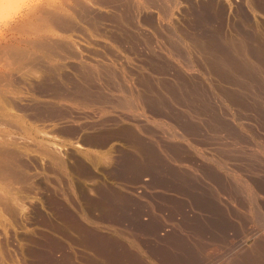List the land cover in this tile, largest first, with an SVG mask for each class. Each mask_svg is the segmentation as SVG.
<instances>
[{
	"label": "rangeland",
	"instance_id": "1",
	"mask_svg": "<svg viewBox=\"0 0 264 264\" xmlns=\"http://www.w3.org/2000/svg\"><path fill=\"white\" fill-rule=\"evenodd\" d=\"M50 1L0 34V264H166L163 253L180 251L195 256L192 264H231L251 255L264 244V192L247 186L264 179V9L255 0H115L98 10L82 0ZM204 1L214 4L208 23L194 17ZM44 7L70 17L71 26L47 27ZM195 38H212L214 52H202ZM18 45L32 54L11 59L9 47ZM223 48L246 51L232 52L244 53L246 74L213 66ZM77 81L107 100L72 98L68 87ZM54 84L68 95L59 97ZM181 123L194 128L184 132ZM111 127L128 134H99ZM90 132L101 136L87 141ZM122 159L155 166L125 169Z\"/></svg>",
	"mask_w": 264,
	"mask_h": 264
},
{
	"label": "bare ground",
	"instance_id": "2",
	"mask_svg": "<svg viewBox=\"0 0 264 264\" xmlns=\"http://www.w3.org/2000/svg\"><path fill=\"white\" fill-rule=\"evenodd\" d=\"M44 1H45V0H38V3H37L36 6L33 8V10L30 12V14H29L24 20H22V21H25V22H26L28 19H30V17H31L33 14H35L36 11H38V10L41 11L40 9H41V7L44 6V5H43ZM51 1H52V0H51ZM51 1H50V2H51ZM53 1H54V0H53ZM80 1H81V0H80ZM114 1H115V0H93L92 2L95 4V5L93 6V4L90 3L91 1L82 0V1H81V4H84V5H86V6L88 5V6L92 7V8H94V9H97V10H98V9H100V8H105V7H109V8H110V7L112 6L111 3H112V2L114 3ZM146 1H147V0H145V2H146ZM159 1H161V0H159ZM159 1L157 2L156 0H155V1L153 0L154 3L156 2V5H157V3L159 4ZM214 1H215V0H214ZM253 1H254V0H253ZM46 2H47V1H46ZM46 2H45V3H46ZM75 2H76V1H75ZM115 2H116V1H115ZM119 2H120V1H119ZM145 2H144V3H145ZM254 2H255L254 4L258 3L257 5H255V7L257 6V9H258L259 7H261V9H264V2H261L260 0H258V2L255 0ZM89 3H90V4H89ZM116 3H117V2H116ZM141 3H142V2H141ZM141 3H140V6H141ZM154 3H153V4H154ZM204 3H205V1H204L203 3H201V4H203V5L200 4V6H201V7H200V10L198 11L197 14L195 13L196 15H195L194 17H195V20H196L197 22H207L208 20H210V18L212 17V15L215 14V12H213V7H212L214 4H212V3L209 1L208 3H210V5H212L211 7H209V6L207 5V4H208L207 2H206L207 4H204ZM46 4H47V3H46ZM76 4H77V3H76ZM167 4H168V3H167ZM53 5H54V4H53ZM142 5H143V4H142ZM146 5L148 6V4H146ZM146 5L143 6V7H146ZM154 5H155V4H154ZM156 5H155V6H156ZM160 5H161V4H160ZM50 6H51V5H50ZM116 6H117V5H116ZM116 6H115V7H116ZM155 6H152V7H155ZM157 6H158V5H157ZM167 6H168V5H167ZM197 6H198V5H197ZM258 6H259V7H258ZM120 7H121V6H120ZM138 7H139V5H138ZM150 7H151V6H150ZM251 7H252V6H251ZM45 8H46V7H44V10L42 11L43 14H42V13H41V14L44 15V18L46 19L45 21L47 22V20H48V22H49V24H47V27H48V25H49V28H50V27H53V28H54V26H57L58 28L67 29V28L69 27V25L71 24V22L69 21L70 17H69V18L66 17V16H67L66 14H65L66 16H64L63 14H61V12L57 11L56 8H55V9H54V8L51 9L50 7H48V8H50V9H45ZM57 8H58V5H57ZM112 8H114V6H113ZM118 8H119V7H118ZM122 8H123V7H122ZM139 8H140V7H139ZM146 8H147V7H146ZM158 8H159V7H158ZM42 9H43V8H42ZM89 9H90V8H89ZM123 9H124V8H123ZM123 9H122V10H123ZM135 9H136V8H135ZM140 9H141V8H140ZM140 9H136V10H135L136 16H138V17L142 16V15H140V13H139V12H140ZM58 10H59V9H58ZM78 10H79V9H78ZM83 10H84V8H83ZM87 10H88V9H87ZM91 10H92V9H91ZM91 10H90V11H91ZM122 10H121V11H122ZM258 10H260V9H258ZM108 11H109V10H108ZM131 11H132V9H131ZM133 11H134V9H133ZM143 11H144V10H143ZM86 12H87V11H86ZM103 12H104V11H103ZM195 12H196V11H195ZM83 13H84V12H83ZM87 13H88V12H87ZM100 13H101V12H100ZM105 13H106V12H105ZM39 14H40V13H39ZM78 14H79V13H78ZM103 14H104V13H103ZM103 14H102V15H103ZM106 14H107V13H106ZM109 14H110V13H109ZM142 14H143V12H142ZM145 14H146V13H145ZM193 14H194V13H193ZM84 15H85V14H84ZM90 15H92V13H91ZM133 15H134V14H133ZM139 15H140V16H139ZM34 16H38V14H36V15H34ZM39 16H40L39 18H42L41 15H39ZM85 16H87V15H85ZM88 16H89V15H88ZM88 16H87V20H88V18L90 17V16H89V17H88ZM104 16H106V15H104ZM148 16H149V15H148ZM214 17H215V15H214ZM90 18L92 19V17H90ZM90 18H89V19H90ZM95 18H96V17H95ZM109 18H110V17H109ZM124 18H125V17H124ZM132 18H133V17H132ZM147 18H148V17H147ZM149 18H151V17L149 16ZM192 18H193V17H192ZM91 19H90V20H91ZM98 19H99V18H98ZM135 19H136V18H135ZM212 19H213V18H212ZM42 20H44V19H42ZM95 20H96V19H95ZM123 20H124V19H123ZM28 21H29V20H28ZM45 21H44V22H45ZM91 21H92V20H91ZM111 21H112V20H111ZM19 22H20V21H19ZM46 22H45V23H46ZM48 22H47V23H48ZM17 23H18V22H17ZM17 23L11 25V26L8 28V30H14V27H16V24H17ZM40 23H41V22H40ZM207 23H208V22H207ZM91 24H92V23H91ZM93 24H94V23H93ZM96 24H97V23H96ZM96 24H95V25H96ZM118 24H119V23H118ZM199 24H203V23H199ZM23 25H24V24H23ZM23 25H22V26H23ZM52 25H53V26H52ZM204 25H206V24H204ZM204 25H202V26L204 27ZM17 26H19V25H17ZM22 26H20V27L23 28ZM70 26H71V25H70ZM123 26H124V25H123ZM198 26H199V25H198ZM206 26H207V25H206ZM26 27H27V26H26ZM45 27H46V26H45ZM57 27H55V28L58 29ZM124 27H125V26H124ZM18 28H19V27H18ZM18 28H16V29H18ZM24 28H25V27H24ZM125 28H126V27H125ZM204 28H205V27H204ZM206 28H208V27H206ZM27 29H28V28H27ZM92 29H93V28H92ZM8 30H7V32H8ZM18 30H19V29H18ZM50 30H51V29H50ZM69 30H70V29H69ZM118 30H119V29H118ZM120 30H121V29H120ZM21 31H22V30H21ZM46 31H47V28H46ZM51 31H52V30H51ZM59 31H60V30H59ZM113 31H114V30H113ZM201 31H202V29H201ZM201 31H200V32H201ZM203 31H206V33H207V30H203ZM7 32H6V33H7ZM13 32H14V31H13ZM64 32H65V31H64ZM106 32H107V31H106ZM116 32H117V31H116ZM211 32H212V31H211ZM14 33H15V32H14ZM14 33H13V34H14ZM51 33H52V32H51ZM117 33H118V32H117ZM45 34H46V32H45ZM47 34H48V33H47ZM112 34H114V32H113ZM124 34H125V30H124ZM188 34H190V33H188ZM196 34H197V33H196ZM201 34H203V33H201ZM214 34H215V33H214ZM6 35H7V34H6ZM192 35H193V34H192ZM197 35H198V34H197ZM215 35H216V34H215ZM11 36H12V35H11ZM13 36H14V35H13ZM15 36H16V35H15ZM123 36H124V35H123ZM194 36H195V35H194ZM199 36H201V35H199ZM202 36H203V35H202ZM202 36H201V39H203ZM204 36H205V35H204ZM210 36L214 37V35H210ZM2 37H3V36H2ZM7 37H8V36H7ZM17 37H18V36H17ZM120 37H121V36H120ZM125 37H126V36H125ZM170 37H172V36H170ZM170 37H169V39H170ZM197 37H198V36H197ZM223 37H224V36H223ZM4 38H5V37H4ZM8 38H9V37H8ZM12 38H13V37H12ZM126 38H127V37H126ZM132 38H133V37H132ZM134 38H135V37H134ZM172 38H173V37H172ZM198 38H199V37H198ZM198 38H195V41H194L193 39H192L191 41H193L194 43H198L197 45H198L199 49H201V50L203 49L202 52H204V51H205V52H208V51H209L210 53H213V52H214V51L212 50L213 48L210 47V46L214 45V43H213L214 41L212 42V40H211L212 38L210 39L211 43H210V41H207V39L205 38L206 40H204V41L207 42L206 44H205V42L201 43L202 40H201V39H198ZM214 38L216 39V36H215ZM244 38H245V37H244ZM6 39H7V38H6ZM6 39H5V40H6ZM121 39H122V38H121ZM130 39H131V38H130ZM215 39H213V40H215ZM55 40H57V39H55ZM137 40H138V39H137ZM170 40H171V39H170ZM34 41H35V40H34ZM45 41H47V40H45ZM57 41H58V40H57ZM133 41H134V40H133ZM0 42H1V41H0ZM41 42H42V41H39V44H40ZM43 42H44V41H43ZM54 42H55V41H54ZM62 42H63V44H64V41H62ZM134 42H135V41H134ZM172 42H173V39H172L171 43H172ZM216 42H217V40H216ZM216 42H215V43H216ZM218 43H219V44H220V43L222 44L221 41L217 42V44H218ZM223 43H225V41H224ZM226 43H227V42H226ZM226 43H225V45H221V44H220L221 47H219V48H222L223 46H226V45H227ZM239 43H240V42H239ZM42 44H43V49H45V48L47 47L46 49L50 48V49H49V51H50V50L53 48V45H51V44L48 45V44H49V41H48V44H47V42H46V45H48L49 47H48V46H45V47H44V45H45V42H44V43H41V44L39 45L40 48H42V47H41ZM58 44H59V43H58ZM129 44H130V43H129ZM200 44H201V45H200ZM219 44H218V46H219ZM228 44H230L229 41H228ZM12 45H13V44H12ZM12 45H10V46H12ZM14 45H16V44H14ZM37 45H38V44H37ZM59 45H60V44H59ZM175 45H177V43H176ZM175 45L172 44L173 48H174ZM230 45H231V44H230ZM235 45H236V43H235ZM172 46H170V47H172ZM179 46H180V45H179ZM240 46H241V44H240ZM242 46H243V44H242ZM246 46L248 47V45H247V44L245 45V43H244L243 48H244V47L246 48ZM259 46H260V45H259ZM51 47H52V48H51ZM200 47H201V48H200ZM226 47H227V46H226ZM228 47L231 48L232 45H231V46L228 45ZM237 47H238L239 49L242 48V47H239V45H238ZM262 47H264V46H262ZM9 48H10V52H9L10 54H9V55H10L11 59H12V58H14V59H19L20 56H24V57H25L27 54L30 55V53H31V51H29L28 49H26V50L28 51V52H27L25 49L20 48L19 45H18L17 47H16V46L14 47V50H15V51H14V50L11 51V47H9ZM15 48H18V50H19V48H20V50H22V51H20V50L17 51ZM54 48H55V47H54ZM175 48L177 49L176 46H175ZM219 48H218V49H219ZM229 48H226V50H224V48H223L224 51H222L221 54L219 53V52L221 51V49H220L218 52L216 51V52H217L216 54L214 53V54L217 55V56H218V53H219L220 55H219L218 58L215 57V55H214L213 58H215V59H213V58H212L213 60L211 59L212 61H214L213 66L216 67V68H220V69H222V68H221V66H222V67H224V69H228V71H229L230 69H232L233 72H238V69L241 70V71H243V73L247 72V70H248V68H247L248 65H247V64H249V63H247L248 61L246 62V64H245V62H242V61H241V60L243 59V58L241 59V57H243L242 55H243L244 53H243L241 56L237 55V58L240 57L239 60H237V58L235 57L236 55H234L235 53L233 54L234 56L232 55V52L235 51V50L233 49V51L227 52V49H229ZM232 48H233V47H232ZM232 48H231V49H232ZM234 48H235V47H234ZM238 48H237V49H238ZM243 48H242V49H243ZM253 48H254V47H253ZM43 49H42V50H43ZM179 49H180V48H179ZM179 49H178V50H179ZM210 49H211V51H210ZM218 49H216V50H218ZM242 49H241V51H242ZM248 49H249V48H248ZM257 49H258V48H257ZM24 50H25V51H24ZM69 50H70V49H69ZM73 50H74V49H73ZM174 50H175V49H174ZM214 50H215V49H214ZM229 50H230V49H229ZM8 51H9V50H8ZM46 51H47V50H46ZM61 51H62V50H61ZM170 51H171V49H170ZM175 51H176V50H175ZM212 51H213V52H212ZM239 51H240V50H239ZM239 51H235V52H236V53L238 52V54H239ZM241 51H240V53H241ZM250 51H251V50H250ZM258 51H259V50H258ZM4 52H5V51H4ZM11 52H13V54H12ZM52 52H53V51H52ZM173 52H174V51H173ZM209 52H208V53H209ZM242 52H246V51L244 50V51H242ZM248 52H249V51H248ZM260 52H261V51H260ZM25 53H26V55H25ZM47 53H48V52H47ZM70 53H71V52H70ZM154 53H155V52H154ZM210 53H209V54H210ZM230 53H231V54H230ZM258 53H259V52H258ZM7 54H8V52H7ZM11 54H12V56L14 55V57H12ZM31 54H32V53H31ZM73 54H75V53L73 52ZM76 54H77V53H76ZM76 54H75V55H76ZM201 54H202V53H201ZM203 54H205V53H203ZM206 54H207V53H206ZM259 54H260V53H259ZM29 55H28V56H29ZM48 55H49V54H48ZM51 55H52V54H51ZM75 55H74V56H75ZM151 55H152V54H151ZM187 55H188V54H187ZM194 55H195V54H194ZM71 56H73V55H71ZM76 56H77V55H76ZM78 56H79V55H78ZM205 56H206V55H205ZM205 56H204V57H205ZM209 56H210V55H209ZM238 56H239V57H238ZM255 56H256V55H255ZM16 57H17V58H16ZM26 57H27V56H26ZM26 57H25V58H26ZM29 57H30V56H29ZM40 57H41V56H40ZM48 57H49V56H48ZM158 57H159V56H158ZM206 57H207V56H206ZM258 57H259V56H258ZM262 57H264V54H262V52H261L260 58H262ZM20 58H23V57H20ZM27 58H28V57H27ZM36 58H37V56H36ZM208 58H209V57H208ZM23 59H24V58H23ZM209 59H210V58H209ZM240 59H241V60H240ZM262 59H264V58H262ZM262 59H261V62H264V61H262ZM26 60H27V59H26ZM34 60H35V58H34ZM152 60H153V59H152ZM245 60H246V59H244L243 61H245ZM257 60H258V59H257ZM20 61H21V60H20ZM155 61H156V60H155ZM206 61H207V60H206ZM258 61H259V60H258ZM17 62L19 63V61H17ZM149 62H150V61H149ZM209 62H210V61H209ZM261 62H260V63H261ZM11 63H12V62H11ZM13 63H14V62H13ZM161 63H162V62H161ZM161 63H160V64H161ZM210 63H211V62H210ZM16 64H17V63H16ZM79 64H80V63H79ZM89 64H90V63H89ZM250 64H252V63H250ZM255 64H256V63H255ZM33 65H34V64H33ZM86 65H87V64H86ZM90 65L93 66L94 63H93V65H92V64H90ZM158 65H159V64H156V67H157ZM91 66H90V67H86V68L91 69ZM255 66H256V65H255ZM257 66H258V65H257ZM257 66H256V67H257ZM43 67H44V65H43ZM48 67H49V66H48ZM158 67H159V66H158ZM161 67H162L161 69H164V68H165V67L163 66V64H162ZM163 67H164V68H163ZM50 68H52V67H50ZM53 68H54V67H53ZM78 68H79V67H78ZM82 68H83V67H82ZM106 68H107V67H106ZM110 68H111V67H110ZM57 69H58V68H57ZM79 69H80V68H79ZM96 69H97V68H96ZM102 69H103V67H102ZM224 69H223V71H225ZM234 69L237 70V71H234ZM59 70H60V69H59ZM100 70H101V69H100ZM109 70H110V69H109ZM251 70H252V68H251ZM49 71H51V69H50ZM52 71H53V70H52ZM111 71H112V70H111ZM253 71H254V69H253ZM47 72H48V71H47ZM75 72H76V71H75ZM84 72H85V70L82 71V73H83V77H84V75H86V74H84ZM91 72H92V70H91ZM218 72H219V71H218ZM221 72H222V71H221ZM77 73H78V72H77ZM80 73H81V72H80ZM85 73H86V72H85ZM87 73H88V72H87ZM89 73H90V72H89ZM89 73H88V74H89ZM115 73H116V72H115ZM225 73L227 74L228 72L225 71ZM225 73L222 72V74H220V73H219V74H220V75H223V74H224L223 76H225V77L227 78V76H226ZM229 73L233 74L231 71H229ZM239 73H240V71H239ZM239 73H238V74H239ZM243 73L241 72V75H243ZM252 73H253V72H252ZM1 74H2V73H1ZM1 74H0V76H1ZM48 74H50V73H48ZM51 74H53V72H52ZM54 74H55V73H54ZM58 74H59V73H58ZM88 74H87V75H88ZM105 74H106V73H105ZM245 74H246V73H245ZM10 75H11V74H10ZM64 75H65V74H64ZM71 75H72V74H71ZM77 75H78V74H77ZM79 75H80V74H79ZM89 75L91 76V74H89ZM235 75H236V74H234V76H235ZM239 75H240V74H239ZM247 75H248V74H247ZM8 76H9V74H8ZM81 76H82V75H81ZM256 76H257V75H256ZM44 77H45V76H44ZM65 77H66V76H65ZM83 77H82V78H83ZM85 77H87V76H85ZM85 77H84V78H85ZM88 77H89V76H88ZM225 77H223V78H225ZM232 77H233V76H232ZM244 77H245V76H244ZM247 77H248V76H247ZM247 77H246V78H247ZM251 77H252V76H251ZM254 77H255V76H254ZM254 77H252V79H251L252 81H251V82H255L254 80H255L256 77H255V78H254ZM11 78H12V77H11ZM71 78H73V77H71ZM82 78H81V79H82ZM90 78H91V77H90ZM90 78H89V79H86V81L92 79V78H91V79H90ZM93 78H95V77L93 76ZM246 78H245V79H246ZM249 78H250V76H249ZM253 78H254V80H253ZM1 79H2V78H1ZM61 79H62V78H61ZM242 79H243V77H242ZM245 79H243V81H244ZM42 80H43V79H42ZM55 80H56V79H55ZM96 80H97V79H96ZM96 80H91L93 85H95L94 83H96ZM146 80H147V79H146ZM226 80H227V79H226ZM236 80H237V79H236ZM236 80H235V81H236ZM238 80H239V79H238ZM238 80H237V81H238ZM247 80H248V78H247ZM247 80L244 81V82H247V83H248ZM259 80H260V78L257 79V83L260 82ZM40 81H41V80H40ZM66 81H67V80H66ZM80 81H81V80H80ZM93 81H95V82H93ZM261 81H262V80H261ZM2 82H3V81H2ZM5 82H6V81H5ZM52 82H53V81H52ZM81 82H82V81H81ZM83 82H84V81H83ZM161 82H162V81H161ZM179 82H180V81H179ZM41 83H42V82H41ZM43 83H44V82H43ZM45 83H46V82H45ZM55 83H56V82H55ZM58 83H59V82H58ZM60 83H61V82H60ZM88 83H90V81H89ZM181 83H182V82H181ZM247 83H246V84H247ZM257 83H256V85H258ZM260 83H261V82H260ZM5 84H6V83H5ZM46 84H47V83H46ZM61 84H62V83H61ZM63 84H64V83H63ZM77 84H79L78 81H77ZM80 84H82V83H80ZM80 84H79V85H80ZM92 84L90 83V85H92ZM145 84H146V83H145ZM179 84H180V83H179ZM185 84H186V83H185ZM249 84H250V80H249ZM262 84H264V82H262ZM262 84H261V85H262ZM33 85H34V84H33ZM54 85H55V84H54ZM90 85H88V86H86V85H85V86H84V85H80V86H78V85H76V83H75V85H71V86H70V85H67V86H70V87H68V89H70V92H71V94H72V96H71L72 98H73V96H76V99H77L78 97H79V98L82 97V99H83V98H87V99H88V98L95 99V97H96L97 99L101 100V99H100L101 96H100V98L98 97V96L100 95L99 93H101V92H100L101 90H100V91H97V94H99V95L97 96L96 92H93V91L90 89ZM153 85H154V84H153ZM181 85H182V84H180L179 86H181ZM250 85H252V84H250ZM254 85H255V83H254ZM254 85H252V86H254ZM43 86H45V85H43ZM55 86H56V85H55ZM58 86H60V85L58 84ZM155 86H156V85H155ZM165 86H168V85L165 84ZM182 86H183V88H186V87H185L186 85L184 86V84H183ZM187 86H188V85H187ZM262 86H264V85H262ZM47 87H48V86H47ZM47 87H46L45 89H47ZM50 87H51V86H50ZM50 87H49V88H50ZM63 87H65V86H63ZM93 87H94V86H93ZM93 87H92V88H93ZM174 87H175V86H174ZM177 87H178V85H177ZM177 87H176V88H177ZM248 87H249V85H248ZM258 87H259V86H258ZM37 88H38V87H37ZM43 88H44V87H43ZM51 88H52V87H51ZM54 88L57 89V88H59V87L56 86V87H54ZM60 88H62V87H60ZM95 88H96V87H95ZM97 88H98V87H97ZM100 88H101V87H100ZM179 88H180V87H179ZM181 88H182V87H181ZM181 88H180V89H181ZM183 88H182V89H183ZM190 88H191V87H190ZM256 88H257V87H256ZM256 88H255V89H256ZM259 88H260V87H259ZM259 88H258V89H259ZM64 89H65V88H63L62 90H61V89H57V90H56V91H59V94H60L59 97H62L61 95L64 94V93L66 94V92L68 91L67 87H66V90H67V91H65ZM101 89H102V88H101ZM139 89H140V88H139ZM186 89H187V88H186ZM186 89H184V90H186ZM47 90H48V89H47ZM51 90H53V89H51ZM98 90H99V89H98ZM102 90H103V89H102ZM42 91H43V90H42ZM60 91H61V92H60ZM95 91H96V90H95ZM173 91H174V90H172V91H170V92H173ZM175 91H176V92H175ZM175 91H174L175 95H177V96L179 95L180 97H182L181 94L177 92V90H175ZM178 91H179V90H178ZM189 91H190V89H189ZM260 91H261V90H260ZM262 91H264V89H262ZM53 92H55V91H53ZM148 92H149V90H148ZM159 92H160V91H159ZM257 92H258V91H257ZM67 93H69V91H68ZM102 93H103V92H102ZM168 93H169V92H168ZM174 93H173V94H174ZM183 93H185V94L188 95V93H186V92H182V95H183ZM189 93H192V92H189ZM193 93H194V92H193ZM260 93H261V92H260ZM40 94H41V93H40ZM54 94H55V93H54ZM153 94H154V96H155V93H153ZM169 94H170V93H169ZM171 94H172V93H171ZM173 94H172V95H173ZM228 94H229V93H228ZM46 95H47V94H46ZM49 95H50V94H49ZM66 95H68V94H66ZM66 95L64 96V98L67 97ZM101 95H102V94H101ZM132 95H133V94H132ZM187 95H183V96H186V97H187ZM190 95H191V94H190ZM259 95H260V94H259ZM52 96H54V95H52ZM77 96H78V97H77ZM143 96H144V95H143ZM146 96H147V95H146ZM154 96H152V97H154ZM158 96H160V95L158 94ZM161 96H163V95L161 94ZM177 96H175V97H177ZM188 96H189V95H188ZM231 96H232V95H231ZM231 96H229V97L231 98ZM56 97H57V96H56ZM59 97H58V98H59ZM68 97H69V96H68ZM104 97H106V96L102 95V98H103V99H104ZM132 97H133V96H132ZM134 97H135V96H134ZM149 97H150V96H149V94H148V97H147V98H148V99H147L148 102H150V101L152 100L151 98L149 99ZM194 97H195V96H194ZM194 97H193V98H194ZM260 97L264 98V96H258V98H260ZM74 98H75V97H74ZM79 98H78V99H79ZM142 98H143V97H142ZM145 98H146V97H145ZM145 98H144V99H145ZM154 98H155V97H154ZM154 98H153V99H154ZM156 98H158V97L156 96ZM156 98H155V99H156ZM161 98H164V96H163V97H159V99H161ZM193 98H191V99H193ZM195 98L198 99L197 97H195ZM238 98H239V97H238ZM238 98H237V99H238ZM82 99H81V100H82ZM91 99H90V100H91ZM97 99H96V102H97V101H98V102H101V101L103 100V99H102L101 101H99V100H97ZM105 99H106V98H105ZM105 99H104V100H105ZM136 99H137V98H136ZM144 99H143V101H144ZM155 99H154V100H155ZM191 99H190V100H187V99H186V100H187L186 102H188V101H193V100H191ZM196 99H195V100H196ZM234 99H235V98H234ZM237 99H235V100H237ZM255 99H256V96H255ZM260 99H261V98H260ZM85 100H86V99H85ZM85 100H84V101H85ZM88 100H89V99H88ZM88 100H87V101H88ZM104 100H103V101H104ZM106 100H107V99H106ZM133 100H134V99H133ZM154 100H153V101H154ZM156 100H157V99H156ZM195 100H194V101H195ZM201 100H202V98H201ZM230 100H231V99H230ZM241 100L243 101V99H241ZM245 100H246V99H244V102H245ZM82 101H83V100H82ZM135 101H136V100H135ZM158 101H159V100H158ZM194 101H193V102H194ZM242 101H241V103H242ZM258 101H259V100H258ZM258 101H257V102H258ZM262 101H264V100H262ZM88 102H89V101H88ZM91 102H93V101H91ZM94 102H95V101H94ZM125 102H126V101H125ZM133 102H134V101H133ZM138 102H139V101H138ZM141 102H142V101H141ZM151 102H152V101H151ZM237 102H238V101H237ZM244 102H243V103H244ZM246 102H247V101H246ZM248 102H249V101H248ZM146 103H147V102H146ZM156 103H159V102H156V101H155L154 104L156 105ZM162 103H163V102H162ZM162 103H160V104L162 105ZM204 103H205V102H204ZM53 104H54V103H53ZM53 104H52V105H53ZM124 104H125V103H124ZM128 104H129V102H128ZM144 104H145V102H144ZM149 104H150V103H149ZM197 104H198V103H197ZM200 104H203V102L201 101ZM207 104H208V103H207ZM239 104H240V103H239ZM146 105H147V104H146ZM150 105H153V104L151 103ZM155 105H154V106H155ZM158 105H159V104H158ZM161 105H160V106H161ZM195 105H196V104H195ZM203 105H204V104H203ZM46 106H47V105H46ZM57 106H58V105H57ZM148 106H149V105H148ZM201 106H202V105H201ZM149 107H150V106H149ZM156 107H158V106L156 105ZM258 107H259V106H258ZM150 108H151V107H150ZM152 108H153V106H152ZM152 108H151V109H152ZM159 108H160V107H159ZM161 108L163 109V107H161ZM164 108H165V105H164ZM199 108H200V107H199ZM245 108H246V107H245ZM255 108L257 109V106H255ZM39 109H41V108H39ZM155 109H156V108H155ZM155 109L153 108V110H155ZM250 109H251V108H250ZM259 109L262 110L261 107H260ZM45 110H46V109H45ZM156 110H159V109L157 108ZM156 110H155V111H156ZM251 110H253V109H251ZM261 110H260V111H261ZM43 111H44V110H43ZM159 111H161V110H159ZM244 111H245V110H244ZM33 112H34V110H33ZM246 112H247V111H246ZM253 112H254V111H253ZM37 113H38V112H37ZM255 113H256V112H255ZM255 113H254V114H255ZM56 114H57V112H56ZM64 114H65V113H64ZM158 114H160V113L158 112ZM167 114H168V113H167ZM167 114H166V116H167ZM250 114H251V113H250ZM174 115H175V114H174ZM258 115H259V114H258ZM258 115H257V116H258ZM261 115H262V114H261ZM61 116H62V115H61ZM62 117H63V116H62ZM172 117H173V116H172ZM178 117H179V116H177V118H178ZM252 117H253V116H252ZM209 118H210V117H209ZM213 118H214V117H213ZM107 119H109V118H107ZM215 119H216V118H215ZM173 120H174V119H173ZM216 120H218V119H216ZM221 120H222V119H221ZM106 121H107V120H106ZM108 121H109V120H108ZM99 122H100V121H99ZM175 122H176V121H175ZM183 122H185V121H183ZM218 122H219V121H218ZM105 124H106V122H105ZM175 124H177V123H175ZM217 124H219V123H217ZM220 124H221V127H224V126H225V128H228V127H226V125H223L224 123L220 122ZM101 125H103L102 122H101ZM107 125H108V124H107ZM107 125H106V126H107ZM181 125L184 126V132H187V130L189 131V129H193V128H194V126L191 125V124H189V123H181ZM222 125H223V126H222ZM75 126H76V127L72 126L71 128H70V127L67 128V130L69 129L68 132H71V133H72V132H73V133L75 132V133H76V131H77L78 129H80V127H77V125H75ZM78 126H81V124H80V125L78 124ZM104 126H105V125H104ZM216 126H218V125H216ZM130 127H131V126H130ZM181 127H182V126H181ZM81 128H82V127H81ZM115 128H116V127H115ZM115 128H114V129H113L112 127H111L110 129L103 128V131L100 130L101 133H99V134L104 135V136H105V135H111V134H116V135H117V133L119 134V133H122V132H126L125 130H127L126 127H123V128H117V130H116ZM124 128H126V129H124ZM112 129H113V130H112ZM228 130H229V129H228ZM129 131H130V130H129ZM98 132H99V131H98ZM98 132H94V133H91V132H90L89 134H86L87 141H88V140L90 141L91 139H92V140H93V139H94V140H95V139L98 140L99 137L101 136V135L98 136V135H99ZM127 134H128V130H127ZM129 134H130V133H129ZM121 135H122V134H121ZM97 136H98V137H97ZM97 138H98V139H97ZM137 142H138V141H137ZM139 143H140V142H139ZM140 145H143V144L140 143ZM143 146H144V145H143ZM145 147H147L146 144H145ZM147 149H148V148H147ZM175 149H176V148H175ZM142 150H143V149H142ZM145 150H146V148H145ZM0 151H1V150H0ZM146 151H147V150H146ZM147 152H148V151H147ZM6 153H7V152H6ZM150 153H151V152H150ZM146 155H149V154L146 153ZM153 155H154V152H153ZM124 157H126V155H125ZM130 157H132V156H130ZM150 158H152V154H150L149 159H150ZM153 158H155V157H153ZM123 159H124V158H123ZM123 159H122V160H123ZM135 159H136V158H135ZM144 159H145V158H144ZM139 160H140V159H139ZM146 160H147V159H146ZM149 161H151V160H149ZM149 161H148L147 163H145V164L142 163V161H141V163H142V164H141V163H139L140 161L138 162L137 160L135 161V160H133V159H126L125 161L123 160L125 169L129 168V169H132V170H135V171H140V169H142L143 167H144V168H148L149 166L151 167V169L154 168V166H155V165H154V162H153V164H152V163L149 162ZM123 162H122V163H123ZM120 164H121V163H120ZM143 164H144V165H143ZM118 165H119V164H118ZM121 165H122V164H121ZM9 166H10V165H9ZM7 167H8V166H7ZM10 167H11V166H10ZM119 167H121V166H119ZM126 167H127V168H126ZM150 167H149V168H150ZM2 168H3V165L0 164V169H2ZM4 169H5V168H4ZM9 169H10V168H9ZM9 169H8V170H9ZM5 170H6V169H5ZM8 170H7V172H8ZM145 170H146V169H145ZM148 170H149V172L152 171V170L150 171V169H147L146 171L148 172ZM0 171H1V170H0ZM3 171H4V170H3ZM10 171H12V170H10ZM123 171H124V170H123ZM146 171H145L144 173H146ZM125 172H126V171H125ZM142 172H143V171H142ZM120 173H121V172H120ZM120 173H119V174H120ZM148 174H150V173H148ZM177 178H178V177H177ZM247 179H248V178H247ZM250 179H251V178H250ZM144 180H145V179H144ZM179 180H180V182H179ZM159 181H160V180H159ZM247 181H248V180H247ZM164 182H165V181H164ZM177 184H179L180 186H182V185L184 184V183H182L181 178H178V182H177ZM246 184H247V183H246ZM247 186H249V189H250L251 191H253V193L255 192L256 194H258L259 192H264V179H261V178H259V179H251V180H249ZM246 189H247V188H246ZM249 189H248V190H249ZM258 190H259V191H258ZM248 193H249V192H248ZM250 194H251V193H250ZM193 196H194V198H195L196 200L199 198V195L196 194V193H195ZM107 202H108V201H107ZM110 207H111V206H110ZM186 211H187V210H186ZM188 211H189V210H188ZM186 213H187V212H186ZM194 224L196 225V227H198V228L200 227V225L198 224V222H195ZM207 225H208V228L213 229V226L215 225V221H209V222L207 223ZM259 234H260V233L255 232V231L251 233V235H253V236H255V237H256L257 235L259 236ZM89 235H90V234H89ZM92 235H93V234H92ZM90 236H91V235H90ZM88 237H89V236H88ZM92 238H95V239H96V237H89V238H86V240H87V239L89 240V239H92ZM92 240H94V239H92ZM89 241H90V240H89ZM89 241H87V242H89ZM95 241H96V240H95ZM95 241H94V242H95ZM90 242H91V241H90ZM94 242H93V244H94ZM98 243H99V246H100V244H103V242H102V243L98 242ZM98 243L95 242V244H98ZM87 244H89V243H87ZM93 244H92V245H93ZM95 244H94V247H96ZM105 244L107 245L108 242H106ZM109 244H110V243H109ZM90 245H91V244H89V246H90ZM103 245H104V244H103ZM97 246H98V245H97ZM104 246H105V245H104ZM104 246H103V248H104ZM257 246H258V245H257ZM100 247H101V246H100ZM106 247H108V245H107ZM96 248H97V247H96ZM108 248H109V247H108ZM108 248H105V249L107 250ZM241 248H242V247H241ZM98 249L100 250V248H98ZM101 251H103V249H101ZM107 251H109V250H107ZM110 252H111V251H109V253H110ZM238 252H239V251H238ZM109 255H110V254H109ZM111 255H112V252H111ZM111 255H110V256H111ZM110 256H109V257H110ZM112 256H114V255H112ZM235 256H237V255H234V259L236 258ZM114 257H116V256H114ZM114 257H113V258H114ZM230 257H231V256H230ZM238 257H239V256H238ZM162 258H163V259H162L163 262H165L166 264H192V263L195 262V256H194L193 254L187 253V251H185V252L180 251V252L174 253L173 255H168V254H166V253H163ZM232 258H233V257H231V259H232ZM247 258H248V259H247ZM247 258L245 257L244 259H241V260L238 259V261H237V260H235V261H231V259H229V258H228V259L231 261V264H262V263H264V262H262V261H264V244H259V246L257 247V249L254 250V252L251 253V255H249ZM228 259H227V260H228ZM162 260H161V261H162ZM229 260H228V261H229ZM232 260H233V259H232ZM228 261H227V262H228ZM230 261H229V262H230ZM229 264H230V263H229Z\"/></svg>",
	"mask_w": 264,
	"mask_h": 264
},
{
	"label": "clouds",
	"instance_id": "3",
	"mask_svg": "<svg viewBox=\"0 0 264 264\" xmlns=\"http://www.w3.org/2000/svg\"><path fill=\"white\" fill-rule=\"evenodd\" d=\"M37 3L38 0H0V34L24 20Z\"/></svg>",
	"mask_w": 264,
	"mask_h": 264
}]
</instances>
